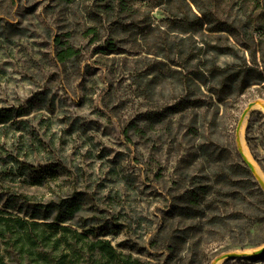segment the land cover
Listing matches in <instances>:
<instances>
[{
  "label": "rangeland",
  "instance_id": "1",
  "mask_svg": "<svg viewBox=\"0 0 264 264\" xmlns=\"http://www.w3.org/2000/svg\"><path fill=\"white\" fill-rule=\"evenodd\" d=\"M97 5L0 0V215L47 228L55 204L75 195L82 209L60 226L84 233L81 225H94L98 235L89 238L146 258L168 209L167 193L186 185L181 177L242 162L236 125L249 101L264 100V80L221 102L208 86L185 90L165 66L178 68L177 48L166 50V41L177 45L183 35L155 0L134 2V16L114 10L94 36L87 27L95 23ZM110 33L114 48L105 45ZM58 37L79 50L75 60H56ZM182 97L187 108L166 110ZM244 126L245 145L264 175L263 112L252 110ZM236 259L222 264H239ZM255 264H264V256Z\"/></svg>",
  "mask_w": 264,
  "mask_h": 264
},
{
  "label": "trees",
  "instance_id": "2",
  "mask_svg": "<svg viewBox=\"0 0 264 264\" xmlns=\"http://www.w3.org/2000/svg\"><path fill=\"white\" fill-rule=\"evenodd\" d=\"M136 1L141 0H96L99 14L94 18V25L87 27V34L97 35L98 26L103 27V22L109 21L108 16L116 9L134 16ZM155 3L167 15L168 25L183 35L177 45L166 41V50L173 53L177 48L179 61L174 65L178 68L165 66L185 90L190 85L198 89L208 86L210 95L221 102L234 92L241 93L263 82L264 0H155ZM110 24L109 29L120 21ZM187 40L193 42L188 50L182 47ZM55 44L58 62L77 58L79 50L59 37ZM105 45L115 47L112 33ZM166 50L162 53L165 58ZM238 53H241L239 63L225 61L228 56L238 58ZM184 99L166 110L175 114L187 108L188 100ZM148 116L143 121H147ZM29 168L32 170L31 166ZM40 178L41 174L38 180ZM181 178L186 185L167 193L168 209L149 239L152 253L146 258L124 254L107 240L92 239L98 235L94 225H81L84 233L70 226H60L59 222L72 219L82 209L80 199L72 195L55 204V221L48 223L47 228H39L35 220L0 215V227L3 225L0 264H208L222 251L261 245L264 193L242 162L228 170L186 174ZM57 230H60L58 237L54 235ZM8 233L11 235H6ZM260 255L264 253L236 261L255 264Z\"/></svg>",
  "mask_w": 264,
  "mask_h": 264
},
{
  "label": "water",
  "instance_id": "3",
  "mask_svg": "<svg viewBox=\"0 0 264 264\" xmlns=\"http://www.w3.org/2000/svg\"><path fill=\"white\" fill-rule=\"evenodd\" d=\"M257 102H262L264 103L263 99H254L249 101L245 107L243 108L237 125H236V132H235V141H236V147H237V151L241 157V161L242 163L247 167L249 173L251 174V176L253 177V179L256 181V183L259 185V187L261 188L262 192L264 193V175L259 174L257 172V170L255 169L254 165L252 164V162H250L241 152V148L239 146V138H238V131L242 125V123L246 122V119L249 115V113L253 109V106L257 103ZM264 114V110L262 111ZM264 253V242L256 247L250 248V249H245V250H240V249H236V250H228L225 251L219 255H217L216 257H214V259L212 260V262L210 264H222L224 261L229 260V259H234V258H241V257H250V256H256L259 254Z\"/></svg>",
  "mask_w": 264,
  "mask_h": 264
},
{
  "label": "bare ground",
  "instance_id": "4",
  "mask_svg": "<svg viewBox=\"0 0 264 264\" xmlns=\"http://www.w3.org/2000/svg\"><path fill=\"white\" fill-rule=\"evenodd\" d=\"M253 109H258V110H261L263 111L264 110V103L262 102H257L254 106H253ZM245 123H242L239 131H238V138H239V146L241 148V152L242 154L250 161L252 162V164L254 165L255 169L257 170V172L259 174H262L261 171L259 170V168L257 167V165L255 164V162L252 160L250 154H249V151L245 145V142H244V126Z\"/></svg>",
  "mask_w": 264,
  "mask_h": 264
}]
</instances>
